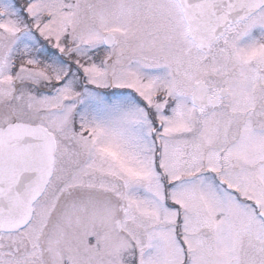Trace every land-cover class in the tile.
Returning <instances> with one entry per match:
<instances>
[{"label": "snow or ice", "instance_id": "1", "mask_svg": "<svg viewBox=\"0 0 264 264\" xmlns=\"http://www.w3.org/2000/svg\"><path fill=\"white\" fill-rule=\"evenodd\" d=\"M0 264H264V0H0Z\"/></svg>", "mask_w": 264, "mask_h": 264}]
</instances>
